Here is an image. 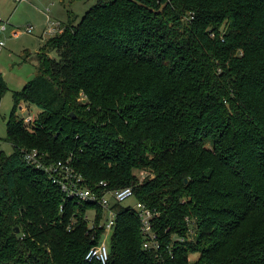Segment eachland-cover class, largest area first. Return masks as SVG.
<instances>
[{
	"label": "trees",
	"instance_id": "1",
	"mask_svg": "<svg viewBox=\"0 0 264 264\" xmlns=\"http://www.w3.org/2000/svg\"><path fill=\"white\" fill-rule=\"evenodd\" d=\"M72 18L13 93L0 264H100L85 256L104 228L84 218L104 211L67 198L32 151L159 214L147 250L136 209L115 205L108 264H264V0H110ZM8 91L0 73V105ZM24 105L41 110L29 123Z\"/></svg>",
	"mask_w": 264,
	"mask_h": 264
},
{
	"label": "rangeland",
	"instance_id": "2",
	"mask_svg": "<svg viewBox=\"0 0 264 264\" xmlns=\"http://www.w3.org/2000/svg\"><path fill=\"white\" fill-rule=\"evenodd\" d=\"M108 1L110 0H23L17 4L15 0H0V27H5L0 33V41L5 42V47L0 51V73L9 88L0 105V152L8 156L14 152V148L4 142L6 123L14 106L13 93L22 91L24 86L37 75L40 37L43 35V39H48L59 33L53 35L45 33L52 22L58 21L62 28V25L74 19L72 18L74 16L77 18L75 24H78L87 11L99 3ZM28 28H31L30 32ZM16 31L21 32L18 37H14ZM40 112L41 110L36 106L24 105L20 107L17 115L29 123ZM136 203V200L131 198L123 205L135 206ZM96 213L94 207L84 218L85 222H89L90 231L97 227L101 229L103 226V216L101 225H96Z\"/></svg>",
	"mask_w": 264,
	"mask_h": 264
},
{
	"label": "built area",
	"instance_id": "3",
	"mask_svg": "<svg viewBox=\"0 0 264 264\" xmlns=\"http://www.w3.org/2000/svg\"><path fill=\"white\" fill-rule=\"evenodd\" d=\"M23 0H15L18 4ZM5 27H0V33ZM31 28H28V32ZM61 31V24L59 22H52L45 33L53 35ZM20 31L14 33V37H18ZM5 47V42L0 41V51ZM40 154L37 151L26 152L25 161L29 164L35 165L37 169L44 170L53 179L54 184L58 185L67 198L76 199L82 203H89L97 206L104 211L102 224L104 233L100 243L92 247L85 256V260L89 263L97 262L100 264H108L110 260L109 239L112 231L115 228L117 214L113 207L118 204H123L131 198H134L132 188H125L121 190L106 191L107 184L101 182L99 187L103 188L96 193L86 187L85 180L82 175L78 174L76 170L67 162H58L52 165H44L41 163ZM145 179L144 173L141 174V181ZM141 219L142 233L145 237L144 248L147 250L159 251L161 243L158 240L157 234L153 230V220L159 214L152 212L149 208L141 203H136L133 206ZM97 216V213H96Z\"/></svg>",
	"mask_w": 264,
	"mask_h": 264
},
{
	"label": "crops",
	"instance_id": "4",
	"mask_svg": "<svg viewBox=\"0 0 264 264\" xmlns=\"http://www.w3.org/2000/svg\"><path fill=\"white\" fill-rule=\"evenodd\" d=\"M56 22H58V21H56ZM60 22H63V21H60ZM42 37H43V35L40 37V40H41V47H40V49L42 48V46L44 44V39Z\"/></svg>",
	"mask_w": 264,
	"mask_h": 264
}]
</instances>
